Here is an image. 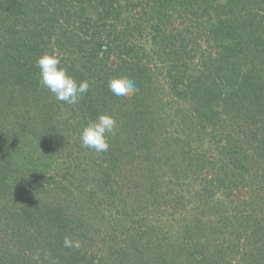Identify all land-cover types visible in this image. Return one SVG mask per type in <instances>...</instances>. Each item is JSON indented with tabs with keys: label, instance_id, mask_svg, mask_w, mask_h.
Wrapping results in <instances>:
<instances>
[{
	"label": "trees",
	"instance_id": "trees-1",
	"mask_svg": "<svg viewBox=\"0 0 264 264\" xmlns=\"http://www.w3.org/2000/svg\"><path fill=\"white\" fill-rule=\"evenodd\" d=\"M45 53L89 82L79 104L40 84ZM46 254L264 264V0H0V264Z\"/></svg>",
	"mask_w": 264,
	"mask_h": 264
},
{
	"label": "clouds",
	"instance_id": "clouds-1",
	"mask_svg": "<svg viewBox=\"0 0 264 264\" xmlns=\"http://www.w3.org/2000/svg\"><path fill=\"white\" fill-rule=\"evenodd\" d=\"M36 67L39 69L40 84L47 88L57 101L74 106L79 104L83 96L89 92V82L85 80L78 83L68 75L67 70L61 67V58L56 54L45 53L37 59ZM108 88L114 96L118 97L121 104H126L139 92L136 82L126 76L110 79ZM115 129L116 120L112 116L99 115L95 121L83 128L82 147L96 153L107 152L109 150L108 136L114 134ZM63 245L65 248H79L80 242L65 236ZM34 259L39 260L40 256L37 255ZM45 259L49 260L50 264H58V261L47 254Z\"/></svg>",
	"mask_w": 264,
	"mask_h": 264
}]
</instances>
